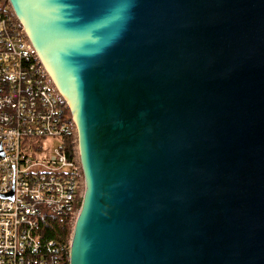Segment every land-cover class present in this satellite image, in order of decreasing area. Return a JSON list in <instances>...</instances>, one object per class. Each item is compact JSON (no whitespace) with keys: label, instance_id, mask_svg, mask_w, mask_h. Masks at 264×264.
Listing matches in <instances>:
<instances>
[{"label":"water","instance_id":"95a60500","mask_svg":"<svg viewBox=\"0 0 264 264\" xmlns=\"http://www.w3.org/2000/svg\"><path fill=\"white\" fill-rule=\"evenodd\" d=\"M76 129L68 264H264V0H7Z\"/></svg>","mask_w":264,"mask_h":264},{"label":"built area","instance_id":"2783aa9c","mask_svg":"<svg viewBox=\"0 0 264 264\" xmlns=\"http://www.w3.org/2000/svg\"><path fill=\"white\" fill-rule=\"evenodd\" d=\"M51 138L61 142L52 155L43 149ZM83 191L67 104L0 0V264H68L69 241L46 240L43 225L57 218L72 226Z\"/></svg>","mask_w":264,"mask_h":264},{"label":"trees","instance_id":"16d2710c","mask_svg":"<svg viewBox=\"0 0 264 264\" xmlns=\"http://www.w3.org/2000/svg\"><path fill=\"white\" fill-rule=\"evenodd\" d=\"M6 0H3L5 3ZM44 238L46 240H54L60 246L68 244L69 235L71 233V225L67 221H63L57 218H47L43 225ZM68 259L67 253L65 255Z\"/></svg>","mask_w":264,"mask_h":264},{"label":"rangeland","instance_id":"374dc122","mask_svg":"<svg viewBox=\"0 0 264 264\" xmlns=\"http://www.w3.org/2000/svg\"><path fill=\"white\" fill-rule=\"evenodd\" d=\"M60 139L59 138H51V139H47L45 142H44V146H43V149L46 150V153L52 155L53 154V150L54 148H56L59 144H60ZM33 149H35V146L32 147ZM71 229H72V226H71ZM70 237V235H69Z\"/></svg>","mask_w":264,"mask_h":264}]
</instances>
